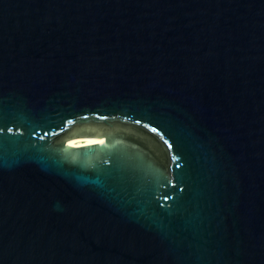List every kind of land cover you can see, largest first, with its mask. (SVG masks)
<instances>
[{
  "label": "water",
  "instance_id": "obj_1",
  "mask_svg": "<svg viewBox=\"0 0 264 264\" xmlns=\"http://www.w3.org/2000/svg\"><path fill=\"white\" fill-rule=\"evenodd\" d=\"M0 264H264V0H0Z\"/></svg>",
  "mask_w": 264,
  "mask_h": 264
},
{
  "label": "bare ground",
  "instance_id": "obj_2",
  "mask_svg": "<svg viewBox=\"0 0 264 264\" xmlns=\"http://www.w3.org/2000/svg\"><path fill=\"white\" fill-rule=\"evenodd\" d=\"M83 143H85V144H93V143H95V141L88 139V140H85V141L78 140V141L71 142V144H83Z\"/></svg>",
  "mask_w": 264,
  "mask_h": 264
}]
</instances>
